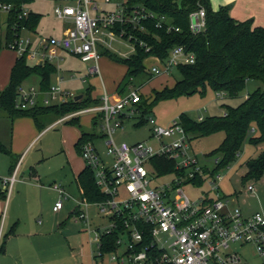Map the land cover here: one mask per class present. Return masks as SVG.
Instances as JSON below:
<instances>
[{
	"label": "built area",
	"instance_id": "2783aa9c",
	"mask_svg": "<svg viewBox=\"0 0 264 264\" xmlns=\"http://www.w3.org/2000/svg\"><path fill=\"white\" fill-rule=\"evenodd\" d=\"M19 1L18 5L0 1V13L7 15L5 33L7 29L9 32V38L4 35V47L14 52L16 57L26 56L32 47L29 38H20L21 30L28 29L19 23L30 12L24 7L25 0ZM58 1L62 5L55 7L54 15L56 19L66 21L69 27L60 37L38 39L37 64L59 61V53L74 56L86 64V74L81 79L99 75L98 47L105 46L108 39L107 35L101 38L103 32H113L116 25H129L132 30L144 33L146 29L142 22L152 19L156 28L167 24V30H171L165 16L151 14L141 7L128 9L121 5L115 11L106 12L103 4H108L110 0H103L102 3L96 0ZM204 28L205 10L200 8L189 15V30L196 35ZM117 35L130 43L136 42L133 35L125 36L123 31ZM138 44L145 48L142 42ZM145 52H148L147 47ZM150 58L153 63L147 74L151 77L168 75L179 65L193 64L195 59L181 46L171 49L164 61ZM62 80L59 77L57 84L47 91L33 86L27 91L19 88L15 109L27 111L38 105L51 107L73 101L75 97L62 90ZM222 94L217 95L221 98ZM140 99L139 89L111 96L103 92L98 105L78 110L55 122L60 124L84 114L98 118L107 159L100 157L92 140L81 143L79 153L85 166L93 172L95 185L103 200L93 203L83 199L75 201L74 211L77 220L87 223V209L93 206L97 214L106 220L105 225L101 224L90 232L93 235L91 242L95 244L93 264H247L239 251L231 249L233 245L241 249L253 247L256 255L264 257V210L243 216L238 207L229 205V200L213 195L218 189L214 181L209 183L211 194L199 200H190L181 189L183 184L195 178L205 181L212 177L213 170L200 166L191 154L190 138L178 121L163 127L152 118L146 120L151 126L155 145L114 142L113 135L123 130L124 122L140 114ZM198 120L202 121V117ZM153 158L173 162L175 169L183 174L161 186L153 185V180L158 177L156 172L152 175L149 171V166L153 168ZM218 161V158L214 159L215 166ZM219 178L216 177L217 180ZM14 181L15 173L1 180L7 195ZM52 189L60 196L53 207V212H58L62 208V199H67L68 195L57 184ZM255 193L252 184H247L243 190L245 195ZM111 235H116L113 249L103 252V238Z\"/></svg>",
	"mask_w": 264,
	"mask_h": 264
},
{
	"label": "rangeland",
	"instance_id": "374dc122",
	"mask_svg": "<svg viewBox=\"0 0 264 264\" xmlns=\"http://www.w3.org/2000/svg\"><path fill=\"white\" fill-rule=\"evenodd\" d=\"M96 1L102 3L103 0ZM129 1L131 0H110L108 4H103V10L106 12L115 11L119 6H124ZM230 4L229 0H209L210 9L213 13L223 8H229ZM61 5L62 4L58 0H32L25 4L24 7L28 12L40 16L37 27L32 29L34 32L29 31V29L21 30L20 32L21 39L29 38L32 42V47L25 57L27 64H33L38 59L36 52L39 38L60 37L63 30L69 27L66 21L58 20L54 15L55 7ZM128 9H134V7L130 8L128 6ZM6 18V14L0 13L2 46L5 44L4 31L5 24L7 23ZM126 26L130 27L129 25ZM121 27L125 26L123 25ZM106 35L108 36L106 45L98 47V53L100 54L98 60V76H87L85 79H81V77L83 78L86 74V64L80 62V60L74 56L63 54V59L51 62L55 66V72L50 79L51 86H55L58 82V78L61 77L63 78L61 84L62 90L68 92L72 98L81 95V99L85 101L88 98L99 100L103 92L108 96L114 95L115 93L117 94L118 90L123 88V85L126 84L123 92L124 94L128 93L129 90L139 89L140 94L146 98H151L148 102V105H150L153 100L154 91H160L164 87H169L173 85V83L181 80V75L176 68L165 76H149L147 74V69H149L150 65L153 63L150 57L143 61V73L130 79L125 78V67L111 60L109 55L120 59H126L135 54V47L132 43L113 32H103L101 38ZM2 48L5 51V56L10 57L15 55L11 50L4 47ZM37 83L38 78L36 76H31L24 81L19 88L27 91L33 86L36 89ZM118 87L120 88L118 89ZM257 89L263 90L264 84L260 81L250 80L246 83L245 88L234 98H229L224 92L220 98L217 95L220 94V92H213L209 87H206L203 94L163 100L150 107L143 106L140 110L141 112L144 110L146 111L143 117L145 120L144 123L138 126L136 125L138 124L137 122L140 121L141 112L139 111L140 114L136 115L135 118L124 122L122 131H117L113 135L114 142L116 144L125 142L129 145L143 142L149 145H155L156 142L151 137V126L146 121L149 118H152L160 126L168 127L173 121H178L180 114H184L191 121L198 124L214 116H223V113H225L223 106L235 108L241 104L249 94ZM46 114L47 119L42 120L43 126L45 127L59 118H62L54 115L51 111ZM198 117H202V121H199ZM23 118H26L25 120L28 121L29 124H31V122L34 123L29 117ZM79 120L80 122H78V125L64 122L39 137L36 143L27 151L24 164L17 177L18 179L25 180L29 172V167L34 168L36 174L40 177V181L36 183L38 186L37 189H33L32 191V199L29 202L28 209L23 210L19 214L21 227L34 222L36 226H45L48 232H53L49 237L51 238L49 245H36L39 256L37 258H32L31 263L33 264H93L92 254L95 250V244L91 242L93 235L90 232L99 225L106 224V220L97 214V209L93 206L87 209V223L79 221L76 218H74L75 221L73 218L67 217V211L65 209L59 214L52 211L54 202L56 199L57 201L60 199V196H55L54 191L50 188L53 183L65 187L68 186V189L65 187L64 189L69 194H77V192L74 191V182L70 173V161H68V159L70 160L71 158L69 154L71 146L73 148L70 139L72 132L76 133V131L80 130L82 132L91 133L94 137H97L93 139V145L100 157L102 159H107L103 137L99 138L101 135L99 125L92 127L87 115H80ZM13 121L14 119L11 120L10 117L4 113L0 115V143L7 149H9V145L12 141L13 131H11V125ZM23 124L28 123L24 122ZM251 130H253L254 133V129L252 128ZM223 139V132H216L207 136H192L190 140L191 154L197 158L200 166L206 168L208 171H212L216 168L214 159L219 158V155L213 156L210 154L219 147ZM67 143H69L68 148ZM256 149L257 147L250 145L246 140L232 164L219 171H215L213 176L205 179L201 186L183 184L181 189L190 200H199L203 198L204 195L211 194V186L209 183L214 181L218 189L216 192H213V195L218 194L221 199L229 200V205L231 207L236 206L239 208L240 200L245 196L243 194L244 188L247 184H252L256 189V193L252 194V196L256 198H254L251 203L254 206H259V204L264 205V174L259 182H241V176L245 172L246 161L258 155L256 154ZM2 160L7 162L9 167V156L0 153V161ZM149 171L154 175L155 171L150 166ZM217 176H220L218 180L216 179ZM174 177L175 176L172 174L159 176L153 180L152 184L161 186L166 182L174 180ZM64 180L73 183L72 185L70 183L66 184L63 183ZM25 181L28 183L27 179ZM74 197L77 198L76 195ZM237 197L239 198L238 204L234 202ZM248 197L250 198V196ZM62 200L66 207L68 200ZM70 201L71 200H69V202ZM73 205L75 206V202ZM57 222L58 224L62 223V227H57ZM43 249L45 250L42 251ZM231 249L233 251H239L243 261L247 264H264V257L256 255L253 247L247 246L241 249L239 246L233 245ZM21 255L23 256L24 254ZM25 258L26 261L23 259L24 263L30 261L28 257L25 256ZM1 261L2 258L0 257V264Z\"/></svg>",
	"mask_w": 264,
	"mask_h": 264
},
{
	"label": "trees",
	"instance_id": "16d2710c",
	"mask_svg": "<svg viewBox=\"0 0 264 264\" xmlns=\"http://www.w3.org/2000/svg\"><path fill=\"white\" fill-rule=\"evenodd\" d=\"M3 3L18 5L19 0H0ZM32 0H25L28 3ZM125 6L141 7L154 15L165 16L171 30H167V24L161 28L155 27V21L146 20L142 24L146 32L140 33L131 27L116 25L113 29L115 34L133 35L136 42L131 43L135 47V54L126 59L116 58L109 55L110 59L120 63L126 69L125 78L135 77L144 71L143 61L148 57H157L161 61L167 59L169 52L174 47H183L186 52L195 57L191 65H179L177 70L181 80L177 81L171 88L164 87L160 91L153 92V100L148 105L149 98L141 94L139 111L147 106L155 105L159 101L172 100L182 96L203 94L206 87L213 92H224L229 98L236 97L246 83L256 80L264 84V28L252 27V21H236L229 16V8L220 9L213 13L210 9L209 0H131ZM205 10V28L199 34H192L189 30V15L198 9ZM10 17H8V20ZM40 16L30 13L19 25L25 26L34 32L39 23ZM178 29V31H175ZM9 38V32L5 33ZM139 42L145 44V48L139 46ZM4 47V44H3ZM5 48V47H4ZM26 56L16 57L10 70L9 81L6 88L0 92V115L2 113L11 120L19 117H29L39 131H43V119H47V112L51 111L58 117H63L78 110L96 106L97 99H86L68 101L61 105L43 107L41 105L27 111L15 109V99L19 87L29 77L35 75L39 78V89L47 91L50 87V79L55 68L50 63L29 66ZM126 84L119 89L118 94H123ZM225 115L214 116L194 123L186 115L180 114L178 122L183 127L190 140L192 136H207L216 132H223L224 139L219 147L210 155H219L216 168L211 172L219 171L232 164L241 150L243 143L247 140L250 145L258 147L264 144V89H257L249 94L246 99L235 108L223 106ZM145 110L141 112L140 121L137 126L144 123ZM68 124L78 125V119L73 118ZM98 125V118L93 119V126ZM254 129V133L253 130ZM94 135L81 132L75 147L79 152V146L85 141H91ZM0 153L9 155V150L0 143ZM80 155V153H79ZM151 165L156 175L183 174L175 169L174 163L163 158H153ZM264 174V151L255 158H250L245 163V172L241 176V182H259ZM204 181L195 178L188 183L201 186ZM76 183L81 193V198L89 203L103 200L99 189L95 185L93 172L85 167L77 176ZM13 234V230L10 232ZM114 235V234H113ZM103 238L102 251L108 252L113 249L112 242L115 236ZM7 237L4 236L0 242V254L4 252ZM108 241L107 244L104 242Z\"/></svg>",
	"mask_w": 264,
	"mask_h": 264
},
{
	"label": "crops",
	"instance_id": "0c3cea01",
	"mask_svg": "<svg viewBox=\"0 0 264 264\" xmlns=\"http://www.w3.org/2000/svg\"><path fill=\"white\" fill-rule=\"evenodd\" d=\"M229 1L231 3L229 6V16L232 19L240 22L251 20L252 27L264 28V0H229ZM5 30H6V24H5ZM65 30H63L62 34L65 32ZM4 35H5V31H4ZM2 47L3 46L1 42V33H0V92H2L8 85L10 70L16 59V55L10 57L5 56L4 54L5 51L3 50ZM62 55H63L62 53H59L61 59H63ZM37 63L38 62L35 61V63L28 65L34 66L37 65ZM51 65L55 68L54 64ZM39 82L40 80L38 78V83L36 85L37 87H39ZM174 84L175 83H173V85ZM173 85L169 86V88H171ZM50 86H51V82H50ZM84 115L88 116V119L92 127H94L93 118H92L93 116L89 114H84ZM79 117L80 116L76 117L78 119V122H80ZM25 119L26 118L23 117H19L17 119L15 118L11 125V131L13 132L11 138L12 141L8 149L10 154L6 155L9 156L10 158L9 167H8V163L5 162L4 160L0 161V242L4 236L7 237L5 242L4 252L0 254V257L2 258L1 264L24 263L23 259H25L26 261L25 256L28 257L30 261L24 264H33L31 263L32 258L34 257L37 258L39 256L36 245H49L51 239L49 237L53 233L52 231L48 232L46 230L47 227L45 226L43 227L36 226L34 222L28 223L25 226L21 227L19 214L23 210L28 209L29 202L32 199V191L33 189H37L38 186L36 185V183L40 181V177L39 175L36 174L35 169L32 167H29L28 169L29 172L27 173V177H26L28 183H26L25 181L26 179L22 180V179H18L17 177L19 175L21 167L24 164L27 151L31 148V146H33L36 143L37 139L41 137L44 133L53 129L57 125L63 124L64 122L60 124H55L56 121H54L53 123L45 127L43 131L40 132L39 129L36 128L34 123L31 122V124H29V122L26 121ZM68 121L65 122L67 123ZM24 122H27L28 124H23ZM81 132L82 131L79 130L76 131V133L72 132L70 135L71 144L73 145V148L71 146V150L69 152L71 158L70 160L68 159V161H70L69 162L70 173L75 187L74 191L77 192V194L75 195L77 196L78 199L74 197L75 195L69 194L64 189L65 186L57 184L68 194V198L66 199L68 201L66 207L64 204H62L61 210L55 213L59 214L63 211V209H65L67 211V217H71L73 219L75 218V213H74L75 206L73 204L76 200L80 201L82 199L81 193L76 183V178L86 167L84 161L81 159L79 152L75 147L78 139L81 136ZM101 137L102 134L100 135L99 138ZM95 138L97 137H94V139ZM68 147H69V143H67V148ZM256 150H257L256 154H259L260 152L264 151V144L258 146ZM14 173H15V181L12 185L10 194L7 195L5 192L6 189L3 188L1 185V180L12 176ZM73 182H69V181L67 182V180L63 181V183L66 184L70 183L71 185ZM55 184L56 183H53L50 188L52 189V186ZM65 188L68 189L69 187L66 186ZM53 191L55 196L59 195L58 192H56L55 190ZM248 196H250V198ZM254 198L256 197L252 195H245L243 196V199L240 200L239 209L241 210L243 216L247 217L259 210H264V205L259 204V206H254L251 203ZM69 200L71 201L69 202ZM56 202L57 199L52 206V211ZM234 202L238 204L239 198L237 197V199ZM62 225H63L62 223H59L57 227L60 228L62 227ZM12 230H13V234L10 233ZM44 250L45 249H43L42 251ZM21 254L24 255L22 256Z\"/></svg>",
	"mask_w": 264,
	"mask_h": 264
},
{
	"label": "water",
	"instance_id": "95a60500",
	"mask_svg": "<svg viewBox=\"0 0 264 264\" xmlns=\"http://www.w3.org/2000/svg\"><path fill=\"white\" fill-rule=\"evenodd\" d=\"M82 98V96L80 95V96H76L75 98H74V100L75 101H78V100H80Z\"/></svg>",
	"mask_w": 264,
	"mask_h": 264
}]
</instances>
